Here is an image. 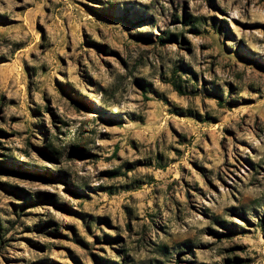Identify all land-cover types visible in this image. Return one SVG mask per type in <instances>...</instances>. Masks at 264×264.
<instances>
[{
	"label": "rangeland",
	"instance_id": "374dc122",
	"mask_svg": "<svg viewBox=\"0 0 264 264\" xmlns=\"http://www.w3.org/2000/svg\"><path fill=\"white\" fill-rule=\"evenodd\" d=\"M264 0H0V264H264Z\"/></svg>",
	"mask_w": 264,
	"mask_h": 264
},
{
	"label": "trees",
	"instance_id": "16d2710c",
	"mask_svg": "<svg viewBox=\"0 0 264 264\" xmlns=\"http://www.w3.org/2000/svg\"><path fill=\"white\" fill-rule=\"evenodd\" d=\"M261 224H262V225L264 224V218L262 219Z\"/></svg>",
	"mask_w": 264,
	"mask_h": 264
}]
</instances>
